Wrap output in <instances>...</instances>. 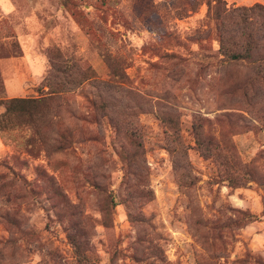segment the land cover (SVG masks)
<instances>
[{
	"label": "rangeland",
	"instance_id": "rangeland-1",
	"mask_svg": "<svg viewBox=\"0 0 264 264\" xmlns=\"http://www.w3.org/2000/svg\"><path fill=\"white\" fill-rule=\"evenodd\" d=\"M209 1L0 0V98L74 79L46 141L0 129V264H264V83L220 54Z\"/></svg>",
	"mask_w": 264,
	"mask_h": 264
},
{
	"label": "trees",
	"instance_id": "trees-1",
	"mask_svg": "<svg viewBox=\"0 0 264 264\" xmlns=\"http://www.w3.org/2000/svg\"><path fill=\"white\" fill-rule=\"evenodd\" d=\"M64 4L67 8H71L70 3L65 2ZM209 13L213 15L216 21L219 52L225 61L251 68L253 73L250 82L257 83L262 81L264 83V4L262 2H255L251 5L243 4L228 7L226 0H211L209 1ZM73 15L77 20H81L78 12H75ZM81 69V72L85 76L83 80L89 79L86 74L91 71V67L89 65L81 66ZM71 73L63 75L59 79V82L56 83L52 82L54 80L48 79L45 82L48 90L37 97L0 98V129L9 128L8 126L13 123L12 117L7 118L8 115H26L29 118V124L34 133L43 141H46V135L52 129L53 119L59 112V99L69 92L65 85L74 80L69 78L72 77ZM119 77L122 78L121 75ZM94 81L100 82L97 86H106L105 82H107L99 80V78H95ZM100 98H103L105 101L103 94L100 95ZM96 108L103 110L105 105L96 104ZM4 118L7 121H3ZM162 118L164 121V117ZM164 122L175 131L180 130V123L177 119L172 118L170 121ZM194 134L196 135L197 143L203 145L205 148L220 147L221 150L225 149L226 151L227 149L229 151L232 149L229 143L223 142L224 145H222V140H217L214 137L206 135L202 125L199 123L194 124ZM129 136L131 149L133 148L134 151L132 152L131 149L126 148L124 145L119 150L127 166L134 164L136 158H139V150L142 147V142H139L137 132L132 131ZM233 156L235 158L234 154ZM111 198H113L112 195ZM112 202H114L113 199L111 200ZM105 214V225L107 226L111 218L108 205L105 208Z\"/></svg>",
	"mask_w": 264,
	"mask_h": 264
}]
</instances>
